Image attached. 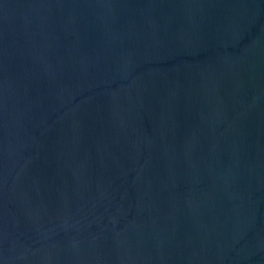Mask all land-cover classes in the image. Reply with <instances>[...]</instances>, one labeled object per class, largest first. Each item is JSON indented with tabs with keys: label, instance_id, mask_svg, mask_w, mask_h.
<instances>
[{
	"label": "water",
	"instance_id": "95a60500",
	"mask_svg": "<svg viewBox=\"0 0 264 264\" xmlns=\"http://www.w3.org/2000/svg\"><path fill=\"white\" fill-rule=\"evenodd\" d=\"M0 264H264V0H0Z\"/></svg>",
	"mask_w": 264,
	"mask_h": 264
}]
</instances>
